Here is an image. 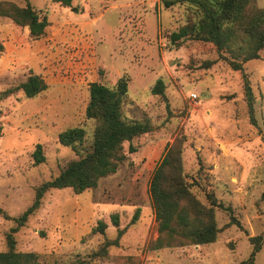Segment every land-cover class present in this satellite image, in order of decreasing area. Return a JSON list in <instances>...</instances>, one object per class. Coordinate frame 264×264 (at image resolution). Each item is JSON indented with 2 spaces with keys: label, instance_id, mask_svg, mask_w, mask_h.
<instances>
[{
  "label": "rangeland",
  "instance_id": "obj_1",
  "mask_svg": "<svg viewBox=\"0 0 264 264\" xmlns=\"http://www.w3.org/2000/svg\"><path fill=\"white\" fill-rule=\"evenodd\" d=\"M28 3L50 25L40 39L26 27L0 17V95L40 74L49 88L35 98L22 91L0 98V251L12 234L16 249L36 252L47 264H241L260 236L254 264H264V50L246 63L254 93L250 120L241 72L222 59L212 43L170 36L186 24L189 3L166 8L163 0H73L64 7L52 0H8ZM264 9V0H256ZM207 64H211L208 66ZM129 81L123 116L128 122L149 121L150 133L134 141L136 153L95 189L75 194L51 190L41 207L18 226L33 204L35 189L57 177L78 156L58 143V135L84 126L89 149L95 122L86 120L89 84L114 86ZM158 80L165 95L152 90ZM196 94L198 99L192 100ZM181 139L183 165L192 192L207 203L214 193L225 206L216 210L221 229L210 245L151 250L159 236L149 192L151 174L166 150ZM42 144L46 161L34 165L33 152ZM225 208H231L226 210ZM140 209L138 220L132 218ZM126 230L120 245L104 257H92L105 240L117 238L111 216ZM232 217L240 225L234 223ZM102 220L105 235L92 230Z\"/></svg>",
  "mask_w": 264,
  "mask_h": 264
},
{
  "label": "trees",
  "instance_id": "obj_2",
  "mask_svg": "<svg viewBox=\"0 0 264 264\" xmlns=\"http://www.w3.org/2000/svg\"><path fill=\"white\" fill-rule=\"evenodd\" d=\"M52 1L70 7L73 0ZM182 1L189 3L191 15L185 25L171 34V42L179 44L186 39H194L212 43L218 55L227 61L234 71L241 72L250 120L254 121V93L244 65L260 59L261 51L264 50V9L258 6L256 0H163V3L166 8H171ZM0 17L9 18L16 25L28 28L30 35L36 40L45 35L50 25L48 17L40 16L30 3L21 7L12 1L0 0ZM2 50L3 46L0 44V52ZM48 88L49 84L44 77L31 71L24 82L7 89L0 98L13 96L20 91L27 98H35ZM88 91L89 101L85 117L86 120L95 122L89 149H85L88 132L82 125L69 128L58 135V143L70 147L78 159L71 161L57 177L35 189L33 204L18 218V226L12 230L13 232L24 226L41 207L47 192L71 189L78 195L95 189L100 179L115 174L120 164L127 159L125 145H129V153H136L134 141L152 131L148 120L128 122L124 119L123 105L129 92L127 78H120L111 87L100 82H92ZM152 92L164 97V82L158 80ZM183 145L181 139L170 145L151 174L149 192L159 233L158 238L149 245L154 251L189 245H210L217 242L221 232L217 224L216 210L225 206L214 193L206 194L207 203H203L192 192L184 171ZM32 156L34 165L46 161L42 144L36 145ZM139 215L140 209H137L132 224L138 220ZM232 220L240 225L233 217ZM111 221L117 228V238L105 240L92 257H104L110 247L120 245L126 230L120 228L117 214L111 216ZM107 228L108 224L100 220L92 233L105 235ZM260 239V236L250 238L254 244L253 252L250 258L241 264H254L255 254L261 250ZM7 245V251H0V264H47L36 252L18 251L12 234L7 236ZM70 264L88 262L76 259Z\"/></svg>",
  "mask_w": 264,
  "mask_h": 264
},
{
  "label": "built area",
  "instance_id": "obj_3",
  "mask_svg": "<svg viewBox=\"0 0 264 264\" xmlns=\"http://www.w3.org/2000/svg\"><path fill=\"white\" fill-rule=\"evenodd\" d=\"M196 99H198V96L196 94L192 95V100L195 101Z\"/></svg>",
  "mask_w": 264,
  "mask_h": 264
},
{
  "label": "crops",
  "instance_id": "obj_4",
  "mask_svg": "<svg viewBox=\"0 0 264 264\" xmlns=\"http://www.w3.org/2000/svg\"><path fill=\"white\" fill-rule=\"evenodd\" d=\"M45 92V91H44Z\"/></svg>",
  "mask_w": 264,
  "mask_h": 264
}]
</instances>
